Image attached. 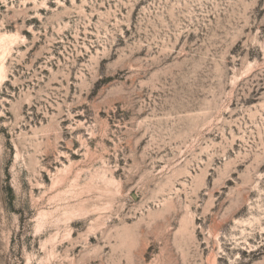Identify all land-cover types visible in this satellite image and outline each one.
I'll return each mask as SVG.
<instances>
[{
    "label": "rangeland",
    "instance_id": "rangeland-1",
    "mask_svg": "<svg viewBox=\"0 0 264 264\" xmlns=\"http://www.w3.org/2000/svg\"><path fill=\"white\" fill-rule=\"evenodd\" d=\"M0 264H264V0H0Z\"/></svg>",
    "mask_w": 264,
    "mask_h": 264
},
{
    "label": "bare ground",
    "instance_id": "bare-ground-1",
    "mask_svg": "<svg viewBox=\"0 0 264 264\" xmlns=\"http://www.w3.org/2000/svg\"><path fill=\"white\" fill-rule=\"evenodd\" d=\"M4 38H6V37H3V38L1 39V41H3V40H4Z\"/></svg>",
    "mask_w": 264,
    "mask_h": 264
}]
</instances>
